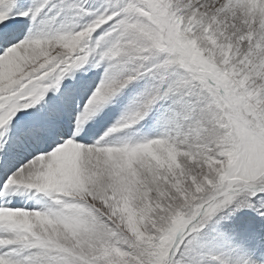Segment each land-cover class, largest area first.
<instances>
[{
  "label": "snow or ice",
  "instance_id": "snow-or-ice-1",
  "mask_svg": "<svg viewBox=\"0 0 264 264\" xmlns=\"http://www.w3.org/2000/svg\"><path fill=\"white\" fill-rule=\"evenodd\" d=\"M0 264H264V0H0Z\"/></svg>",
  "mask_w": 264,
  "mask_h": 264
}]
</instances>
